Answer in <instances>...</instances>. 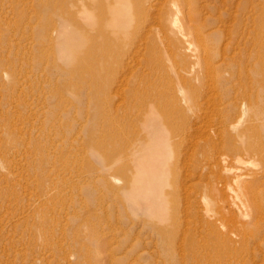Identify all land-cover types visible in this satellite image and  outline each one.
Instances as JSON below:
<instances>
[{
  "label": "rangeland",
  "instance_id": "obj_1",
  "mask_svg": "<svg viewBox=\"0 0 264 264\" xmlns=\"http://www.w3.org/2000/svg\"><path fill=\"white\" fill-rule=\"evenodd\" d=\"M50 1L52 2V0H0V128L2 129V130L0 129V191H1L0 195L2 196V197L0 196L1 198L0 199V204H1L0 205V264H71V263L72 264H102V263L103 264H166L167 261L164 260L165 253L162 250H159L160 252L158 251L159 249L157 248L158 240L156 239L155 236H151V233L148 230L146 231L147 229L146 226L148 225L147 223L150 222L151 219H153V223L157 224L159 227H162L164 223L163 222L164 215L169 213V210H171L172 212L173 210H177L179 208L178 209L179 215H177V220H178L177 223H179L180 230H182L185 227H187L189 223L193 221L196 222L197 219L199 220V217L203 214L201 211L202 210L205 211V209L203 208L204 206L202 205L203 200L201 198V195L205 193L204 183H206L207 181L212 182L213 176L212 173H208L210 172L209 168L201 167L202 159L200 157H201L202 148L205 146L204 148L207 149L211 148L212 149L211 151L214 150L215 154L217 153L221 154L230 151L231 149L230 147H232L230 137L229 140L227 137V140L225 141L227 134L226 132H223V135L221 134L219 136L217 135L216 131L213 132L215 139L221 136V138L216 139L218 140L217 141L218 143L220 142L218 144L215 140H213L214 139L212 138L213 133L210 134L209 130H211L210 129L211 127L212 128L215 127L218 129L219 128L218 126H220L221 124L219 123L220 124L219 125L217 122H219L220 120L226 121L227 117H225V115L227 116L233 113L235 115L239 111L240 114L238 113L237 114L238 116H244L245 119L248 118L247 116H245L248 113L244 114L243 112L244 106L241 104L244 103L246 100L244 97L240 96L239 93H236V95H234L235 96L234 99L230 98L227 101V103L224 102L226 101L222 97L224 93L226 94V97L227 95H229V93H230L229 96H231V93L233 95L232 88H234L235 90H239V89L242 90L243 87L241 86L239 88L240 81L235 80L237 82L233 81V83L229 82L226 84L227 88L233 85V87H231V90H229L230 88H228L227 90L229 91H227L226 88H224L225 85L222 86L224 81L222 82L221 80L216 79V78L220 79L222 77L221 75H223L225 71H229V69H225L224 64H220L222 57L224 56L222 53H225V51H227L228 57H233V61H239V60L242 61L243 59V62L245 64V58L247 57L245 55H247V49L245 51V49L243 48L244 45L242 43L244 42L242 41L249 36H251L250 39L257 38V40H260L259 38H262L261 32H264V8H263L264 0H191V1L186 0L188 2L190 1L189 4L185 0L183 1L177 0L178 2L176 3L177 4L179 3V5L181 6L180 8L184 7L183 9L180 10L182 13L179 12L177 13L178 15L176 13L174 14L175 6L172 4L174 2L173 0H172L173 2H171V0L170 2L168 1L166 2L165 0L162 1L158 0L157 2L153 1L155 5L157 4V6L154 5L155 7L154 6L149 7L145 2V4L142 5L143 8H146V13L148 12V17H147L148 19H146L144 25L142 24L141 26H137V24L134 23L135 21L134 20L132 23H130V26L128 28L129 30L128 32H130V40L131 38H133L130 41L131 42L130 45H127L126 47L128 52L130 48H132L130 52L127 53L126 57H124L125 59L123 57L121 58L120 64H118V60H117L118 58L116 59L117 61L115 60L116 58L115 55L113 56L112 59H110L109 57L106 58L105 65L108 68L107 73L110 78L108 81L109 82L111 81V84L113 85H111V88L108 89L109 90L108 91L107 86L108 84H110L108 82V84L105 85L103 88L104 89L102 92L103 94L96 93V90L99 88L96 86L94 91H92V87L90 84L91 81L88 74V67L90 60L89 58L87 59L86 57L84 58V60L82 59L83 57L82 51L89 50V47L92 46L94 42L97 43L95 45L96 47L101 44L103 45V41L106 42L107 46H109V44L113 45L114 40H116L119 37V34H121V31H123L121 23L123 24L126 19L123 15V9L125 8L124 7L125 5L121 4L118 10L113 11L112 13L109 11H105L103 14L99 15L98 12H93V10L91 9H90L91 12L88 11L89 9L87 10V8H85V4L83 6L85 0H73L72 2L66 3L65 6L67 7L64 14L59 12L57 9L55 10L52 4H50L51 3ZM56 1L57 0H53L52 3H55ZM124 1H127L129 4L131 3V0H123L122 3H125ZM105 3L114 4V0H105ZM162 4L164 6H162ZM166 5H168L169 8ZM186 7L187 8L189 7L188 8L189 11H187L188 9ZM167 9L172 10V12L170 13V10ZM158 10L159 11L161 10L160 11L161 13L163 12V10L169 12L167 15L162 17L161 13H159ZM189 12H191L190 13L191 16L188 15ZM94 13H95V17L93 16ZM132 13H134V10H132ZM209 14H213V16H211L213 18L217 17L218 15H220L221 17L220 21L219 19L217 22L213 20L211 21L212 27H214V29H218L217 33L219 36V41H216L215 44L217 45L214 46L217 54L213 57V59H215V62L214 61L213 62L217 66L215 69L217 72L215 70L211 71V68L209 67L206 68L207 65L206 62L208 61L209 58H211L209 56L210 54L208 53L210 52V47L212 46L211 44H209L210 46L208 45L209 42H208V38H206L207 36L204 38L201 37V36H205L204 34L207 35V33L211 31V30H205V28L201 29L202 27H204L201 24V20L204 18V16H208ZM182 15L183 17H181ZM69 16L71 17L69 18ZM172 18H177L176 26L172 25V21L174 20ZM191 18L193 21H191ZM91 19H94L95 22L91 23ZM105 19H109V20H105ZM155 19L159 20V24L158 22H156ZM100 21L103 22L104 25L102 26L104 27V29H101L100 28L101 26L98 25L100 24ZM185 21L186 22L189 21V23H187L188 25L185 24L186 23ZM260 22H262L260 24L261 30L258 32L259 29L258 24ZM161 23L164 25H161ZM179 23L181 24L182 29H184L185 31L184 30L182 31ZM113 25L115 26L114 29L113 27L111 28V26ZM164 26L166 27L163 28L164 29L163 30L162 27ZM175 27H177L178 29ZM253 28H256L255 29L257 33L256 36H254ZM102 30H103V34L98 35L102 33ZM132 30H134V32ZM157 30H161V31L163 30L161 33L162 34L166 33L167 38H169L167 40L171 39L172 41L171 40L166 41L165 39L166 36L162 35L161 33L158 34V32L160 31ZM176 31L179 34H177ZM200 31H201V35L199 33ZM250 31L251 34L248 33ZM96 32L97 35L95 34ZM93 34H95L96 36L94 37ZM134 34L136 36H134ZM159 35L162 37H160ZM69 36L71 37V39H73L71 43L67 42ZM145 37L147 39L150 38L151 41L153 40L152 41L153 43L149 41L150 39L147 40ZM183 37L186 41L182 40ZM205 38L207 41H205ZM237 38L240 39L239 42L241 43L237 42L238 40ZM110 39H112L113 41ZM143 41L145 42V44ZM146 42L149 43L148 45L151 46L155 45L154 46L155 48L151 46H149L150 47L149 48L146 45L147 44ZM76 43L80 44L78 48L75 47ZM204 43L207 44V46ZM156 44H158V46ZM186 45L189 46L187 47ZM235 47H237L238 49ZM156 48H158L161 54L158 53V50ZM165 48L167 51H165ZM172 48L176 50L174 51ZM109 49H110L109 50L110 51L109 55H110L111 53H113L111 52V50L113 51V49L112 48ZM203 49L207 53H205ZM133 50L134 53L132 52ZM171 50H173L174 52ZM155 51L157 53H154ZM167 52L168 53L173 52V53H171L172 55H170L167 54ZM100 55L101 53L99 54V56L96 57L98 63H100L99 60H101ZM206 55H208L209 58H206L205 57ZM168 56H171L170 58L172 60H169L170 58ZM182 59L184 62L183 61L181 62ZM173 60H174V66H173ZM201 61L203 64H201ZM37 63L41 65H38ZM80 63L85 64L84 66H82L81 69H79ZM248 64L250 63L248 62ZM181 65L184 66L183 71H185L186 73L182 71L180 75H184V77L187 76V79H189L190 77L194 78V75L198 74V78H196V80L197 79L198 80L197 81L193 80V81L195 83H201L202 77L204 76L205 78L203 79L206 80V82L203 81L204 84L202 83L201 86L204 90L202 91V88L200 90V92H203L200 93L198 97L200 104L199 102H197L196 104L197 106L195 105L198 108L192 106V109L194 108L193 111L192 109L189 108H185V111L184 109H182L184 111L182 112V114L187 117V120L190 123L192 122L191 124L193 126H191V128L193 127L192 129L194 133L192 132V135H189L186 138H184L185 140L182 139L183 140L182 145H180L178 149H174V151L172 152V154H174L175 156L177 154V156L179 155L178 157L181 158V160H179L178 158V160L180 161L178 162V168H179L178 179L180 180L179 182L181 184L180 196H179L180 198L177 202L178 206L176 205V203L173 202L169 203V195L166 193V190L168 191V189L165 186V184L164 187L161 188V191L159 190V193H157L154 190L153 193L155 195L158 194V196L155 197L151 202L147 200V197L152 194L146 188V190L143 192L142 195L143 198L142 209H143L144 217L143 218L137 217L136 205H135L136 203L135 196H137V189L135 186H131L132 183L129 184V181L133 179V177L135 176L136 174L135 171L137 170V164H138L137 153L135 152V145H136V136H137L136 134L138 132L137 130L141 126L140 125L141 120L139 118L140 117L139 115L144 114V111L145 109H147V106L149 105L151 98H153L154 96L156 97V95L154 94L157 92L156 94L160 96L162 94L161 92L164 89H165L164 90L165 94L163 92L164 95L162 94V96L160 97L161 100H163L164 103L166 101V103H168L169 105L171 104L170 106H173V107L168 106L167 108H165L166 111L168 109L169 112L173 111L174 106H176V108L180 107L179 104L177 103L176 105L175 103L173 104L172 95H174V93L171 91L172 89H170V87L171 85L175 87L176 85H178V78L176 76V73L174 74V72H176V69H178V67H180ZM41 67L42 69H40ZM161 69L165 70V72L162 71ZM116 70L117 72H115ZM113 71L115 72L114 75L116 77L111 75L114 73ZM31 73L33 74V76ZM99 73H97L96 77L94 78L96 81L98 80L100 81V79H104V76L105 77L107 76L103 74V71L101 72V70L99 71ZM38 74L39 76H37ZM142 74H144L145 78ZM209 74L210 76L208 77ZM211 76L213 77V79ZM35 78L39 82L45 81L43 82V87H42L43 90L41 88L31 89L29 83L30 82L33 83L32 80L34 81V83H36L37 81ZM171 78L173 79L174 83ZM45 79L47 81L49 80L50 83L49 81L48 83L54 86L53 92H51L52 94L48 92L49 89L47 86H45L47 85L46 83L47 81ZM113 79H115V81ZM139 79L142 81H140ZM26 80L29 82H27ZM152 80L154 81V83ZM155 80L156 81L158 80L157 81L158 83L160 81L162 83V81L164 80L163 84L168 83L167 87L165 85L162 86L161 83L157 85L158 83ZM146 81H150V82L148 83ZM209 81L211 82L209 83ZM214 81H218L217 84L214 86L217 88H214L212 86L215 84ZM140 82H142V84ZM143 82H146L147 84L144 83L143 85ZM155 82L157 84H155ZM243 82L245 83L246 81L243 80ZM136 83L137 86H135ZM205 83L209 85V86L207 85L208 88L206 87ZM149 84L152 86H150ZM88 85L90 88L88 87ZM145 85L146 86L149 85V86H147V88H144L145 89L144 91L143 86L146 87ZM133 86H135L139 90L142 87L141 91L138 93L139 90ZM148 87L151 90L153 89V87L154 89L151 91ZM211 88L213 89V91ZM216 89L219 92H217ZM33 90L36 93L35 95L33 94L34 92H32ZM44 90L48 93H46ZM208 90L210 91V93ZM255 90L256 89H254V87H250V88L248 87V91L251 94L253 93L252 95L250 94V97L252 98L256 94L257 98L259 99V100L257 99L258 105H255V107L253 106L252 108L251 107L250 108L251 109L254 108L255 110L258 111L262 110L259 113L264 114V100L262 99L264 93H261L264 91L263 90L255 91ZM107 91L109 94L107 93ZM142 91L143 93H141ZM211 91L213 93H211ZM150 92L154 94L150 95ZM104 93H107L108 97L107 94ZM134 93L136 94L133 95ZM144 93L146 94L144 95ZM206 93H208L207 94L208 96L206 95ZM53 94H55V96ZM100 94L103 98L100 97ZM110 95L113 98H111ZM148 95H150L151 97H149ZM41 96L42 98L44 99L46 98V99L43 100L42 98H40ZM136 96L137 98L139 96L141 98L143 97L142 99L140 97L138 98L139 100L141 99L140 101L137 99L139 103L138 101L134 100L136 99ZM165 96L167 99L165 98ZM206 96L208 97L207 100L205 98ZM104 98L106 99L108 98L107 99L109 103L108 106L106 102H104ZM202 98L205 99L207 102L208 100L210 102H208L207 104L206 101H204ZM49 99L52 101H50ZM40 100L43 101L41 102ZM202 100L204 103L202 102ZM32 101L34 102V104ZM38 102H41L42 104ZM114 102L117 104L116 105L113 104ZM132 102L133 104H131ZM140 102L141 103L144 102L146 104L143 103L142 105ZM230 102L232 103V107L236 106L237 111L232 112V109L234 110V108L230 106L231 112L229 113L230 110L227 107H229ZM51 103L52 106H50ZM100 103L102 107L104 106L106 108L108 107L107 109L104 107L103 110L104 111L108 110V112H111L109 114L113 115V117H116L120 114L119 118L123 116L125 118V119L121 118V120L123 121H120V119H116L117 121H114L116 123L115 125L117 124H119V126L122 125L119 128H122L125 125V127L122 128L123 132L121 131V133H119L120 135L118 136V139L116 138L117 142L113 146H111L112 148H114V152H113L114 156L112 158H107L102 160L99 159L102 149L98 148V146L96 145L99 144V142L100 143L102 142V140L100 139H103L105 141L104 138H106L107 140L109 134L106 135V133H110L111 130H113L112 128L114 127L112 126L111 123L112 120H109L110 118L107 120L105 119L107 121V123L105 124L108 126L104 124V122L106 121H103V118L100 119L97 118L98 121L96 120V117L98 116V114L101 113L102 110ZM102 103L104 105H102ZM119 103L120 104L124 103V104L120 105ZM135 103L137 105H134ZM29 105L31 108L29 107ZM45 105L46 108L48 109L46 108L44 109ZM110 105L112 108L110 107ZM120 106L125 110H123L122 108L120 109ZM241 106L243 108H241ZM131 107L134 108L132 109ZM50 108L52 110H50ZM195 108L197 110L196 111L197 113L194 115ZM238 108L239 109L241 108L243 110L241 111V109L239 110ZM42 109H44L43 111L46 112L45 114L42 111ZM201 109L204 110L205 112L204 111L201 112L202 111ZM224 109L226 110V112ZM53 110H55L56 112ZM126 110L128 111L134 110L135 112L134 111L133 112L136 113V115H133L134 113L127 112ZM30 111L31 112L34 111L36 113L33 112L32 113L33 115H31ZM121 111L125 115L123 114L121 116ZM206 111H208L207 112L208 117L207 119H204V116L202 115L204 114L206 117L207 116L205 114ZM54 112L56 116L54 115ZM52 113L55 118H52L53 117ZM102 114H104L103 111ZM114 114L116 115L114 116ZM34 116L37 118H35ZM46 116L48 118H46ZM188 116L191 117L192 119H190ZM26 117H28L29 120ZM217 117L218 119L219 117L221 119L218 120ZM41 118L44 120L46 118L45 122H43ZM133 119L136 125L134 124V122H132ZM100 120L101 122L103 121L101 123L102 126L100 124ZM125 120H127V123L125 122ZM129 120L130 121L132 120L131 121L132 123L128 122ZM36 121L37 122L39 121V123H37ZM51 121L52 123H50ZM97 122L99 123L98 124L99 130L97 129ZM246 122L250 123L249 121ZM246 122H244L243 124H246ZM4 123H6V125ZM48 123L53 125L51 130L48 127L49 125ZM92 123L94 126L92 125ZM41 125L42 126L47 125V126L42 127ZM208 125L209 126L212 125V126L209 127ZM136 126L138 127L137 129ZM93 127L96 128L94 129ZM109 127H111L110 132L109 131L106 132V130H109ZM128 127L130 129H128ZM44 128L46 129V131L47 129H49L48 130L49 132L47 131L48 134L47 132L42 130ZM92 129L93 131L95 130L96 133L90 131ZM37 130H39V132ZM97 131H99V133H97ZM88 132L89 135L87 134ZM91 132H93V134L95 133L94 134L95 137L91 134ZM100 132H102L103 135ZM28 133L30 135H28L29 137L28 136L26 137ZM39 134L42 135L38 136ZM35 135H37L39 138L37 136L35 137ZM100 135H102L103 137ZM126 136L128 137V139ZM34 139H38V140L51 139V142L50 140H47V142H49L50 144L49 147H51L50 149L48 148L49 150H47V153L49 154V156L51 154L52 155L50 156L51 157L49 160L50 163L47 164L48 166H46V168L43 164L38 163L37 159L39 157V153L36 146L38 140L34 141ZM245 140L248 142V137H246ZM262 140L264 142V137ZM122 141H124L125 143ZM223 141L224 143L225 142L226 143L224 144ZM236 143H238L236 144L238 146L240 141L236 140ZM122 144L123 146L126 145L127 147L123 152H121ZM223 144L224 146L226 145V147H224ZM217 147L218 149L216 150ZM95 148H97V150ZM225 148L227 149L225 150ZM157 149H160L158 145H155L150 148H146L143 151L144 152L143 160L146 161L150 153L157 152L154 151ZM33 151L35 154L36 153L38 154L33 155L32 153ZM178 151L179 153H177ZM242 154H244L242 156L243 159L244 160L247 159L245 161L248 172H256L257 169L255 166H253V164L259 163L258 158L253 155L251 156V154L249 153L247 154L246 151H244ZM53 155L58 157V160L54 166L51 163ZM28 156H30L32 159L28 158ZM113 161L116 164L115 166ZM197 161H199L201 164ZM248 161L249 164H251V166L248 165ZM18 163L19 165H17ZM66 163L67 165H69L71 171V172L66 171V173L68 174L65 173ZM102 163H103V167H102ZM119 164L123 165L122 166L124 168L123 171L125 172L124 174H126L127 177L123 175L122 173L123 171H121L122 167L119 169L116 168V166H119ZM159 166H160V162L156 164L155 168L147 169L144 174V179L146 180V179L155 178L157 173H161L159 172L160 171ZM49 167H51L52 169ZM10 170L13 173V175L10 172ZM24 173L26 174L25 176L22 175ZM41 173L43 174L45 173V178ZM38 174L40 176H37ZM23 176L25 179L23 178ZM33 177L34 179H32ZM48 178L50 180H48ZM252 180L250 181L252 182ZM52 181L54 183H52ZM17 183L23 184V186L22 185L16 186ZM221 183L224 184V182H218L217 186L222 189ZM32 185L33 186L36 185L37 187L36 186L33 187ZM47 187H48L47 189L48 191H46ZM30 190L33 193L30 192ZM42 190L45 192H42ZM49 192L51 194H48ZM48 195L51 196V199L48 198L45 202L46 196ZM36 197L40 199L38 200ZM227 201H229L230 204L229 198H227ZM148 204H150V206ZM231 208L233 209V211H235L232 205ZM106 209L108 211H105ZM209 209H210V213H213V217L208 220L214 221L217 225L219 224L218 226L221 227L220 224L221 221L219 220L218 222V220H215L216 218L215 216H217L216 207L209 203ZM108 213L110 214V216H108ZM203 219L206 218L203 217ZM186 220L188 223L187 225L185 223ZM238 220L245 221L242 218H238ZM95 230H98V233H96ZM205 233L208 235V231L207 232L205 231ZM174 245L176 247L175 248L176 255L174 258H176L175 260L177 261V263L175 262L174 264H182L183 260L189 261L190 260L189 258L184 257L185 251L187 253L188 250V248L186 250V245L185 244H183V246L181 245V247H183L181 249L180 239H178ZM206 252L208 253L207 256L213 255L212 250L207 249ZM259 255L260 254H257V256L256 254L253 255L255 264L257 263L261 264L259 260L261 255L260 256ZM211 256L209 257V259L211 258ZM91 257L92 259L95 258L93 259L92 262L89 261ZM219 257L222 260L224 259L223 254L221 255L219 254ZM191 263H197V262L191 261Z\"/></svg>",
  "mask_w": 264,
  "mask_h": 264
},
{
  "label": "bare ground",
  "instance_id": "obj_2",
  "mask_svg": "<svg viewBox=\"0 0 264 264\" xmlns=\"http://www.w3.org/2000/svg\"><path fill=\"white\" fill-rule=\"evenodd\" d=\"M73 0H69V1H67V0H57L55 3H52L53 2V0H52V2L50 3V4H52V6L55 8V10L57 9L59 12H61V13H64L65 14V11H66V7L67 6H65L66 5V3H69V2H72ZM153 1H155V2H157L158 0H145V1H142V0H131V3L129 4L127 1H124L125 3H122L123 2V0H114V4H108V3H105V0H85V2L83 3V6H84V4H85V8H87V10L88 11H90V9L91 10H93V12H98L99 13V15H101V14H103L105 11H109V12H113V11H116V10H118V8H119V6H121V4H123V5H125L124 7V9H123V15H124V17L126 18L125 19V21H124V23L122 24L121 23V25H122V28H123V31H121V34H119V37L116 39V40H114V42H113V45L111 44H109V46H107L106 45V42H104L103 41V45H104V47H103V45L101 44V45H99V46H95L97 43H95L94 42V44L92 45V46H90L89 47V50H84V51H82V55H83V57H82V59L84 60V58L86 57L87 59L89 58V67H88V74H89V77H90V81H91V87H92V91H94V89H95V86L96 87H99L97 90H96V93L98 94V93H101V94H103L102 92H103V88H104V86L105 85H107L108 84V80L110 79L109 78V75H108V73H107V71H108V68L106 67V58L107 57H109L110 59H112L113 58V56L115 55V60L117 59L118 60V64H120V61H121V58L123 57H126V55H127V53H129L130 52V50L132 49V48H130V50H129V52H128V50H127V45H130V41L133 39V38H131V40H130V32H128L129 30H128V28H129V26H130V23H132L134 20V23H136L137 24V26H141L142 24L144 25V22L146 21V19H148L147 17H148V12L146 13V8H143V5L142 4H145V2H146V4L149 6V7H151V6H154L155 5V3H153ZM160 1H162V0H160ZM166 2L168 1V2H170V0H165ZM174 1V2H173ZM171 0V2H173L172 4L175 6V9H174V14L176 13H179V12H181L180 10L181 9H183V8H180L181 6L179 5V3L177 4L176 2H178V1H183V0ZM186 1V0H185ZM191 1V0H190ZM190 1L188 2V1H186L188 4L190 3ZM45 4V3H44ZM161 4V3H160ZM170 4V3H169ZM204 4V3H203ZM128 5V6H127ZM185 5V4H184ZM183 5V6H184ZM127 6V7H126ZM155 6H157V4L155 5ZM154 6V7H155ZM162 6H164L163 4H162ZM166 6H168V5H166ZM172 6V5H171ZM190 6V5H189ZM192 6V5H191ZM145 7V6H144ZM193 7V6H192ZM126 8H127V10H126ZM161 8V7H160ZM165 8V7H164ZM168 8H169V6H168ZM187 8V7H186ZM189 8V7H188ZM187 8V9H188ZM264 8V7H263ZM53 9V8H52ZM157 9V8H156ZM86 10V9H85ZM132 10H134V13H132ZM149 10V9H148ZM167 10H170V9H167ZM159 11V10H158ZM161 11V10H160ZM159 11V13H161ZM187 11H189V9L187 10ZM91 12V11H90ZM169 12V11H168ZM168 12L167 11H164L163 10V12L161 13V15H162V17H164L165 15H167L168 14ZM172 12V10H170V13ZM184 12V11H183ZM207 12V11H206ZM234 12V11H233ZM72 13V12H71ZM182 13V12H181ZM190 13L191 12H189V16H191L190 15ZM74 14V13H73ZM134 14V15H133ZM173 14V13H172ZM185 14V13H184ZM160 15V14H159ZM160 15V16H161ZM178 15V14H177ZM181 15V14H180ZM94 17H95V13H94V15H93ZM92 16V17H93ZM211 16H213V14H209L208 16H204V18L201 20V24L204 26V27H202L201 29H203V28H205V30H211V31H209L208 33H207V35L206 34H204L205 36H201V37H206V38H208V45L209 44H211V46L212 47H210V52L208 53V54H210L209 56L211 57V58H209V56L208 55H206L205 57L206 58H209L208 59V61H211V62H206L207 63V65H206V68L207 67H209V68H211V71H213V70H215L216 69V65L214 64V62H215V59H213V57L217 54V52H216V49H215V45H217V44H215L216 43V41H219V36H218V29H214V27H212V23H211V21L213 20V21H215V22H217L218 21V19H219V21L221 20L220 18V15H218L217 17H211ZM71 16H69V18H70ZM173 17V16H172ZM181 17H183V15L181 16ZM154 18V17H153ZM156 18V17H155ZM161 18V17H160ZM186 18V17H185ZM97 19V18H96ZM162 19V18H161ZM172 19H174L173 21H172V25L173 26H176V19L177 18H172ZM86 20V19H85ZM101 20V19H100ZM105 20H109V19H105ZM156 20V19H155ZM185 20H187V19H185ZM191 21H193L192 20V18H191ZM95 22V20L94 19H91V23H94ZM156 22H158V24H159V20L157 19L156 20ZM161 22H162V20H161ZM186 22V21H185ZM97 23V22H96ZM111 23V22H110ZM163 23H164V21H163ZM187 23H189V21L188 22H186L185 24L186 25H188ZM262 22H260L259 24H258V32L261 30V24ZM178 24V23H177ZM180 24V23H179ZM93 25H95V24H93ZM98 25H100L101 27V29H104V27L102 26V25H104L103 24V22L102 21H100V24H98ZM97 25V26H98ZM118 25V24H117ZM135 25V24H134ZM161 25H164V24H162L161 23ZM214 25V24H213ZM253 25H254V23H253ZM257 25V24H256ZM178 26V25H177ZM180 26H181V24H180ZM179 26V27H180ZM211 26V27H210ZM244 26V25H243ZM113 27V29L115 28V26L113 25V26H111V28ZM158 27V26H157ZM166 26H164V27H162V29L163 28H165ZM195 27V26H194ZM136 28V27H135ZM140 28V27H139ZM142 28V27H141ZM150 28H152V27H150ZM159 28V27H158ZM157 28V29H158ZM161 28V27H160ZM174 28V27H173ZM175 28H177V27H175ZM189 28V27H188ZM243 28V27H242ZM241 28V29H242ZM145 29V28H144ZM178 29V28H177ZM176 29V30H177ZM181 29H182V26H181ZM195 29V28H194ZM198 29V28H197ZM240 29V28H239ZM245 29V28H244ZM250 29H252V28H250ZM255 29L256 28H253V33H254V36H256V31H255ZM142 30V29H141ZM164 30V29H163ZM162 30V31H163ZM184 29H182V31H183ZM193 30V29H192ZM191 30V31H192ZM204 30V31H205ZM243 30V29H242ZM241 30V31H242ZM133 32H134V30H132ZM149 31H150V29H149ZM152 31V30H151ZM154 31V30H153ZM157 31H160V32H158V34L159 33H161L162 31L161 30H157ZM185 31V30H184ZM240 31V30H239ZM238 31V32H239ZM248 31V30H247ZM138 32V31H137ZM177 32V31H176ZM188 32H189V30H188ZM194 32H196V31H194ZM99 33V32H98ZM150 33V32H149ZM193 33V32H192ZM200 33V35H201V31L199 32ZM242 33V32H241ZM248 33H250L251 34V31L250 32H248ZM96 35H97V32L95 33ZM95 34H93V36L95 37L96 35ZM103 34V30H102V33L101 34H98V35H102ZM140 34V33H139ZM162 34V33H161ZM177 34H179L178 32H177ZM194 34V33H193ZM197 34V33H196ZM133 35V34H132ZM131 35V36H132ZM138 35V34H137ZM162 35H165L166 36V33L165 34H162ZM183 35V34H182ZM186 35V34H185ZM104 36V35H103ZM134 36H136L135 34H134ZM133 36V37H134ZM142 36H144V35H142ZM160 36V35H159ZM158 36V37H159ZM180 36V35H179ZM188 36V35H187ZM191 36V35H190ZM223 36V35H222ZM234 36H235V34H234ZM261 36H262V38H259L260 40H257V38H251L250 39V37L251 36H249V37H246L245 38V40H243L242 42H244V43H242L243 45H244V49H245V51H246V49H247V55H245V56H247L246 58H245V64H244V62H243V59H242V61L241 60H239V61H233V57H228V52L227 51H225V53H222L223 55V57H222V60H221V63L220 64H224V67H225V69H229V71H225V73H223V75H221L220 77V79L219 78H216L217 80H221L222 82L224 81V83H223V85L222 86H224L225 85V87L224 88H226V90L228 89V88H230L229 90H231V87H233V85H231V87H226L227 85V83H229V82H232L233 83V81H235V80H239L240 82H239V88L242 86L243 87V89L242 90H235L234 88H232L233 89V95H232V93H231V96H229L230 95V93H229V95H227V97H226V94L224 93V95H222V97H223V99H225L226 101H224L225 103H227V101L230 99V98H235V96L234 95H236V93H239V95L240 96H242V97H244L245 98V102L244 103H241L243 106H244V114L245 113H248L247 115H245V116H247L248 118H244V116H238L237 114L239 113V111H238V113L237 114H235L234 115V113L233 114H229V115H225V117H227V119H226V121L224 120H220L219 122H217L220 126H218L219 128L217 129V128H215L214 127V125H213V127L215 128H212L211 126L212 125H208L209 127H211L210 129L211 130H209L210 131V134L211 133H213L214 131H216L217 132V135L219 136V135H223V132H226L225 134H226V139H225V141L227 140V137H228V140H229V137H230V139H231V146L232 147H230L231 149H230V151H228V152H225V153H217V154H215L214 153V150L213 151H211L212 149L211 148H204V150H203V148H202V151H201V159H202V164L199 162V161H197V162H199L200 164H201V167L203 168V167H205V168H209L210 170V172H208V173H212V176H213V181L211 182V181H207L206 183H204L205 185H204V191H205V193H203L202 195H201V198H202V200H203V208L205 209V211H201L203 214V216L201 215V214H199V215H201L200 217H201V219H200V217H199V220L197 219L196 220V222L195 221H193V222H191V223H189V225L187 226V227H185V226H183V227H185L184 229H182V230H180V227H179V223H177L178 222V220H177V215H179L178 214V209L177 210H173L172 212H171V210H169V213H167V214H165V213H163V214H165L164 215V217H163V225H162V227H159L157 224H155V223H153V219H151L150 220V222H148L147 224V229H146V231L148 230L150 233H151V236H155L156 237V239L158 240V245H157V248H159L158 249V251L159 250H162L165 254H164V260H166L167 262H166V264H174L175 262L177 263V261L175 260L176 258H174L175 257V255H176V253H175V243L177 242V240L178 239H180V247H181V245L183 246V244H185L186 245V250H187V248H188V250H187V253H186V251H185V256L184 257H186V258H189L190 260L189 261H186V260H183V263L182 264H255V260H254V257H253V255H255L256 254V256H257V254H260L259 256H260V262H261V264H264V142H263V137H264V114H261V113H259L260 111H262V110H260V111H258V110H255L254 108L253 109H251L253 106L255 107V105H258L257 103H258V98H257V96H256V94H255V96H256V98H255V96L254 97H250V92L248 91V87L250 88V87H254V89H256V90H259V91H264V32H261ZM148 37V36H147ZM160 37H162V36H160ZM159 37V38H160ZM193 37V36H192ZM239 37V36H238ZM253 37V36H252ZM101 38H103V37H101ZM146 38V37H145ZM153 38V37H152ZM188 38V37H187ZM194 38V37H193ZM200 38V37H199ZM206 38H205V41H207L206 40ZM232 38V37H231ZM147 39V38H146ZM150 38H148L147 40H149ZM161 39V38H160ZM165 39H166V41H170V40H167V39H169V38H167V36L165 37ZM238 40H237V42H239V38H237ZM72 40L73 39H71V37L69 36V39L67 40V42L68 43H71L72 42ZM95 40V39H94ZM110 40H112V39H110ZM138 40V39H137ZM182 40H184V41H186L185 39H184V37L182 38ZM198 40V39H197ZM236 40V39H235ZM113 41V40H112ZM139 41V40H138ZM149 41H151V39L149 40ZM153 41V40H152ZM151 41V42H152ZM156 41V40H155ZM172 41V40H171ZM204 41V40H203ZM144 42V41H143ZM163 42H165V41H163ZM200 42V41H199ZM237 42H235V43H237ZM147 43V42H146ZM153 43V42H152ZM151 43V44H152ZM157 43V42H156ZM167 43V42H166ZM171 43V42H170ZM185 43H187V42H185ZM202 43V42H201ZM239 43H241V42H239ZM238 43V44H239ZM134 44V43H133ZM133 44H131V45H133ZM144 44H145V42H144ZM149 43H147L146 45L149 47V46H151V45H148ZM162 44V43H161ZM190 44V43H189ZM205 44V43H204ZM241 44V45H242ZM153 45V44H152ZM157 46H158V44H156ZM206 46H207V44H205ZM242 45V46H243ZM80 46V44H75V47L76 48H78ZM139 46H141V45H139ZM155 46V45H154ZM154 46H151V47H153V48H155ZM168 46V45H167ZM174 46H175V44H174ZM185 46V45H184ZM187 46V45H186ZM189 46V45H188ZM187 46V47H188ZM191 46V45H190ZM210 46V45H209ZM235 46V45H234ZM82 47V46H81ZM128 47H130V46H128ZM163 47H164V45H163ZM166 47V46H165ZM202 47H204V46H202ZM201 47V48H202ZM109 48H112L113 49V51L111 50V52H113V53H111L110 55H109ZM140 48V47H139ZM150 48V47H149ZM168 48V47H167ZM206 48V47H205ZM204 48V49H205ZM235 48H237V47H235ZM70 49V48H69ZM146 49H147V47H146ZM152 49V48H151ZM157 50H158V48H156ZM155 49V50H156ZM170 49V48H169ZM173 49V48H172ZM181 49V48H180ZM188 49V48H187ZM186 49V50H187ZM195 49V48H194ZM203 49V50H204ZM220 49V48H219ZM238 49V48H237ZM237 49H236V51H237ZM137 50H139V49H137ZM174 51L176 50V49H173ZM173 50H171V51H173ZM199 50V49H198ZM200 50H202V49H200ZM165 51H167L166 50V48H165ZM173 51V52H174ZM193 51V50H192ZM205 51V50H204ZM204 51H203V53H204ZM219 51V50H218ZM240 51V50H239ZM239 51H238V53H239ZM133 53H134V50L132 51ZM173 52H171V53H173ZM101 53V57H100V59L101 60H99L100 61V63H98V61L96 60V57L97 56H99V54ZM154 53H157L156 51L154 52ZM158 53H160L161 54V52H159V50H158ZM170 52L168 53L167 52V54H170V55H172ZM196 53V52H195ZM199 53V52H198ZM197 53V54H198ZM205 53H207L206 51H205ZM242 53V52H241ZM176 54V53H175ZM202 54V53H201ZM231 54V53H230ZM234 54V53H233ZM243 54H244V52H243ZM81 56V55H80ZM160 56V55H159ZM191 56V55H190ZM192 56H194V55H192ZM204 56V55H203ZM244 56V57H245ZM169 58L171 57V56H168ZM173 57V56H172ZM198 57H199V55H198ZM221 57V56H220ZM205 58V59H206ZM94 59V60H93ZM98 59V58H97ZM125 59V58H124ZM160 59H161V57H160ZM160 59H159V61H160ZM201 59V58H200ZM199 59V60H200ZM204 59V58H203ZM202 59V60H203ZM237 59V58H236ZM82 60V61H83ZM91 60H92V62H91ZM116 60V61H117ZM169 60H172L171 58L169 59ZM175 60V59H174ZM174 60H173V66H174ZM158 61V62H159ZM183 61V59L181 60V62ZM206 61V60H205ZM214 61V62H213ZM108 62H109V60H108ZM107 62V63H108ZM180 62V63H181ZM184 62V61H183ZM248 62L250 63V64H248ZM160 63V62H159ZM158 63V64H159ZM176 63H177V61H176ZM175 63V64H176ZM205 63V62H204ZM247 63V64H246ZM38 64V63H37ZM36 64V65H37ZM155 64V63H154ZM182 64V63H181ZM200 64V63H199ZM201 64H203L202 63V61H201ZM38 65H41V64H38ZM85 64H83V63H80V66H79V69H81L82 68V66H84ZM177 65V64H176ZM180 65V64H179ZM178 65V66H179ZM219 65V64H218ZM203 66V65H202ZM162 67V66H161ZM205 67V66H204ZM21 68V67H20ZM30 68V67H29ZM53 68V67H52ZM176 68V67H175ZM202 68V67H201ZM208 68V69H209ZM222 68V67H221ZM40 69H42V67L40 68ZM162 69H164V68H162ZM161 69V70H162ZM183 69H184V66L183 65H181L180 67H178V69H176V72H174V74L176 73V76H177V78H178V85H176V87L175 86H173V85H171V87H170V89H172L171 91L174 93V95H172L173 96V104L175 103V105H176V103L177 104H179V106L180 107H178V108H176V106H174V113H173V111H170L169 112V109L166 111V109L165 108H167L168 106L169 107H173V106H170L168 103H166V101H165V103L163 102V100H161V96H162V94H163V92H164V90L161 92L162 94L160 95V96H158L156 93H155V91H156V89H158V88H156L155 89V91H154V95H156V97L154 96L153 98H151V100H150V103H149V105L147 106V109H145V111H144V114H141V115H139L140 117V120H141V126H140V128L137 130L138 132H137V136H136V145H135V152L137 153V158H138V164H137V170L135 171V176L133 177V179H131L130 181H132V182H130L129 181V178H128V181H129V184H131V186H135L136 187V189H137V196H135V199H136V203H135V205H136V216L137 217H141V218H143L144 217V214H143V209H142V207H143V205H142V202H143V198H142V195H143V192L146 190V188L151 192V194L153 195H149L148 197H147V200L149 201V202H151L155 197H157L158 196V194L157 195H155L153 192H154V190L157 192V193H159V190L161 191V188H163L164 187V184H165V186L167 187V189H168V191L166 190V193L169 195V203L170 202H173V203H176V205H177V202H178V200H179V196H180V188H181V184H180V180L178 179L179 178V174H178V170H179V168H178V162H180L179 160H181V158H179L178 156H177V154H176V156L174 155V154H172V152L174 151V149H178L179 148V146L180 145H182V139H184V138H186L187 136H189V135H192V132H193V127L191 128V126H193L188 120H187V117L185 116V115H183L182 114V112H184L185 111V108H189V109H192V106L194 107L196 104H197V102H199V104H200V101H199V99H198V97H199V95H200V93H203V92H200V90H201V86H202V83L204 84V82L203 81H205L206 82V80H204L203 78H205L204 76L202 77V80H201V83H195L193 80H196V78H198V74L197 75H194V78H189V79H187V76H185L184 77V75H180L181 74V72L183 71ZM207 69V70H208ZM52 70V69H51ZM101 70V72L103 71V74H105V75H107L106 77L104 76V79H100V81L98 80V81H96L94 78L96 77V74L97 73H99V71ZM126 70V69H125ZM129 70V69H128ZM202 70V69H201ZM28 71V70H27ZM151 71H152V69H151ZM162 71H164L165 72V70H162ZM203 71V70H202ZM210 71V70H209ZM216 71V70H215ZM215 71H214V73H215ZM26 72V71H25ZM54 72V71H53ZM52 72V73H53ZM114 72V71H113ZM115 72H117V70L115 71ZM115 72L113 73V74H111V75H113V76H115L114 74H115ZM148 72V71H147ZM153 72H154V70H153ZM155 72H156V70H155ZM184 73H186L185 71H183ZM193 72V71H192ZM204 72V71H203ZM202 72V73H203ZM206 72V71H205ZM217 72V71H216ZM243 72H244V74H243ZM30 73V72H29ZM212 73V72H211ZM210 73V74H211ZM26 74V73H25ZM32 74V73H31ZM40 74V73H39ZM39 74L37 75V76H39ZM100 74V73H99ZM148 74V73H147ZM210 74L208 75V77L210 76ZM213 74V73H212ZM211 74V75H212ZM225 74V75H224ZM116 75H117V73H116ZM143 76H144V74H142ZM141 75V76H142ZM146 75V74H145ZM157 75V74H156ZM200 75V74H199ZM203 75V74H202ZM201 75V76H202ZM245 75V76H244ZM32 76H33V74H32ZM205 76H206V73H205ZM214 76V75H213ZM27 77H30V76H27ZM116 77V76H115ZM212 77V76H211ZM32 78V77H31ZM30 78V79H31ZM37 78V77H36ZM35 78V79H36ZM41 78V77H40ZM143 78V77H142ZM144 78H145V76H144ZM147 78V77H146ZM185 78V79H184ZM242 78H244V79H242ZM38 79V78H37ZM37 79H36V81H37ZM42 79V78H41ZM138 79V78H137ZM163 79V78H162ZM165 79H166V77H165ZM169 79V78H168ZM172 79V78H171ZM170 79V80H171ZM207 79V78H206ZM210 79V78H209ZM208 79V80H209ZM212 79H213V77H212ZM215 79V78H214ZM215 79V80H216ZM44 80V79H43ZM46 80V79H45ZM50 80H53V79H50ZM112 80V79H111ZM114 81H115V79H113ZM140 80V79H139ZM161 80V79H160ZM198 80V79H197ZM196 80V81H197ZM243 80L244 81H246L245 83L243 82ZM27 81V80H26ZM47 81V80H46ZM49 81V80H48ZM48 81L46 82L47 83V85H45V86H47L48 87V92L50 93V94H52L51 92H53V88H54V86L53 85H51V84H49L50 83V81H49V83H48ZM120 81V80H119ZM140 81H142V80H140ZM143 81H144V79H143ZM153 81V80H152ZM156 81V80H155ZM158 81V80H157ZM156 81V82H157ZM164 81V80H163ZM163 81H162V83H161V81L157 84L156 82H155V84H157V85H159L160 83L162 84V86L163 85H165L166 87H167V84H163ZM166 81H168V80H166ZM172 81H173V79H172ZM27 82H29V81H27ZM32 82L33 83H29V85L31 86V89H36V88H41L42 89V87H43V82H45V81H43V82H39V81H37L36 83H34V81L32 80ZM146 82H150V81H146ZM146 82H143V85H144V83H146ZM211 81H209V83H210ZM217 82L218 81H214V85H212L213 87L217 84ZM235 82H237V81H235ZM234 82V83H235ZM26 83V82H25ZM52 83V82H51ZM106 83V84H105ZM110 84H108V86H107V90L108 89H110L111 88V85H113V84H111V81L109 82ZM138 83V82H137ZM137 83H136V85L135 86H137ZM141 84H142V82H140ZM153 83H154V81H153ZM173 83H174V81H173ZM232 83H230V84H232ZM24 84V83H23ZM40 84H42V85H40ZM54 84V83H53ZM119 84V83H118ZM147 84V83H146ZM151 84V83H150ZM149 84V85H150ZM195 84H197V85H195ZM206 84V83H205ZM230 84H229V86H230ZM236 84V83H235ZM247 84V85H246ZM122 85V84H121ZM139 85V84H138ZM149 85H147V86H149ZM199 85V86H198ZM207 85L208 84H206V87H207ZM219 85V84H218ZM250 85V86H249ZM115 86H117V85H115ZM135 86H133V87H135ZM140 86H142V85H140ZM146 86V85H145ZM147 86L146 87H144L143 86V89L144 88H147ZM150 86H152V85H150ZM154 86V85H153ZM164 86V87H165ZM169 86H170V84H169ZM209 86V85H208ZM88 87H89V85H88ZM156 87V86H155ZM212 87V88H213ZM235 87V86H234ZM247 89H246V88ZM90 88V87H89ZM120 88V87H119ZM118 88V89H119ZM136 88V87H135ZM142 88V87H141ZM141 88H140V90L138 89V88H136V89H138L139 91H138V93L141 91ZM149 88V87H148ZM162 88V87H161ZM208 88V87H207ZM211 88V89H212ZM214 88H217V87H214ZM223 88V87H222ZM223 88V89H224ZM134 89V88H133ZM150 89V88H149ZM153 89H154V87H153ZM152 89V90H153ZM160 89V88H159ZM163 89V88H162ZM169 89V90H170ZM40 90V89H39ZM43 90V89H42ZM90 90V89H89ZM112 90V89H111ZM148 90V89H147ZM147 90H146V92H147ZM151 90V89H150ZM151 90V91H152ZM168 90V91H169ZM204 89L202 88V91H203ZM217 90V89H216ZM225 90V91H226ZM229 90H227V91H229ZM255 90V91H256ZM45 91V90H44ZM109 91V90H108ZM108 91H107V93H108ZM115 91V90H114ZM144 91H145V89H144ZM167 91V90H166ZM170 91V92H171ZM209 91V90H208ZM207 91V92H208ZM212 91H213V89H212ZM211 91V93H213ZM224 91V92H225ZM32 92H34V90L32 91ZM37 92H38V90H37ZM41 92V91H40ZM43 92V91H42ZM46 92V91H45ZM48 92H46V93H48ZM105 92H106V90H105ZM137 92V91H136ZM204 92H206V91H204ZM217 92H219L218 90H217ZM222 92V91H221ZM258 92V91H257ZM88 93V92H87ZM94 93V92H93ZM95 93V94H96ZM107 93H104V94H107ZM111 93H112V91H111ZM141 93H143V91L141 92ZM173 93H171V94H173ZM209 93H210V91H209ZM227 93V92H226ZM261 93H264V92H261ZM34 95L36 94L35 92L33 93ZM41 94V93H40ZM101 94H100V97H102L101 96ZM109 94V93H108ZM108 94H107V97H108ZM136 93H134L133 95H135ZM146 93H144V95H145ZM151 92H150V95H153ZM159 94V93H158ZM164 94H165V92H164ZM163 94V95H164ZM170 94V93H169ZM208 93H206V95H207ZM253 94V93H252ZM251 94V95H252ZM42 95V94H41ZM54 96H55V94H53ZM85 95H86V92H85ZM112 95V94H111ZM110 95V96H111ZM117 95V94H116ZM130 95V94H129ZM141 95V94H140ZM144 95H142V96H144ZM150 95H148L149 97H151ZM213 95V94H212ZM38 96V95H37ZM46 96V95H45ZM49 96V95H48ZM52 96V95H51ZM50 96V97H51ZM99 96V95H98ZM104 96V95H103ZM131 96V95H130ZM172 96H170V97H172ZM203 96H205V95H203ZM202 96V97H203ZM208 96V95H207ZM205 97L206 98V100H207V98L208 97ZM264 96V95H263ZM262 96V99L264 100V97ZM105 97V96H104ZM116 97H118V96H116ZM140 97V96H139ZM138 97V98H139ZM217 97V96H216ZM40 98H42V96L40 97ZM54 98V97H53ZM103 98V97H102ZM111 98H113L112 96H111ZM133 98V97H132ZM137 98V96H136V99H134V100H136V101H138L139 99ZM141 98V97H140ZM143 98V97H142ZM141 98V99H142ZM164 98V97H163ZM162 98V99H163ZM165 98H166V96H165ZM201 98V97H200ZM259 98H260V96H259ZM37 99V98H36ZM35 99V100H36ZM43 100H45L44 98H42ZM57 99V98H56ZM55 99V100H56ZM108 99V98H107ZM107 99L106 98H104V102H106V104H107V106L109 105V103H108V101H107ZM115 99V98H114ZM138 99V100H137ZM140 99V100H141ZM167 99V98H166ZM203 99V98H202ZM214 99V98H213ZM237 99H238V97H237ZM237 99H235V100H237ZM258 99V100H257ZM24 100V99H23ZM39 100V99H38ZM42 100V101H43ZM50 100V99H49ZM96 100V99H95ZM102 100V99H101ZM134 100H133V102H134ZM139 100V101H140ZM172 100V99H171ZM204 101H206L205 99H203ZM203 100H202V102H203ZM41 101V100H40ZM41 101V102H42ZM48 101V100H47ZM50 101H52V100H50ZM139 101H138V103H139ZM143 101V100H142ZM213 101V100H212ZM33 102V101H32ZM41 102H38V103H41ZM110 102V101H109ZM116 102H118V101H116ZM133 102L131 103V104H133ZM163 102V103H162ZM169 102H171V101H169ZM201 102V103H202ZM208 102H210L209 100H208ZM208 102L206 101V103L208 104ZM223 102V101H222ZM232 102V101H231ZM230 102V105H229V107H227V106H225V107H227V108H229V110H230V108L232 107V103ZM238 102V101H237ZM20 103V102H19ZM22 103V102H21ZM26 103V102H25ZM46 103V102H45ZM48 103V102H47ZM141 103V102H140ZM144 103V102H143ZM143 103H141L142 105H143ZM204 103V102H203ZM212 103V102H211ZM33 104H34V102H33ZM42 104V103H41ZM97 104H98V102H97ZM113 104H117V103H113ZM120 104V103H119ZM118 104V105H119ZM122 104V103H121ZM120 104V105H121ZM124 104V103H123ZM122 104V105H123ZM141 104H139V105H141ZM144 104H146V103H144ZM215 104V103H214ZM219 104H220V102H219ZM229 104V103H228ZM234 104V103H233ZM261 104H263V103H261ZM39 105V104H38ZM43 105H44V103H43ZM48 105H50V104H48ZM102 105H104L103 103H102ZM134 105H137L136 103L134 104ZM227 105V104H226ZM50 106H52V103H51V105ZM50 106H48V107H50ZM98 106V105H97ZM100 106H101V103H100ZM100 106H99V108H100ZM128 106V105H127ZM131 106V105H130ZM129 106V107H130ZM197 106V105H196ZM195 106V107H196ZM231 106V107H230ZM29 107H30V105H29ZM42 107V106H41ZM40 107V108H41ZM102 107V106H101ZM105 107V106H104ZM104 107H102V110H101V113L100 114H98V116L96 117V120H97V118L98 119H100V118H103V121H106L107 119H109V120H112L111 121V123H112V126L114 127V128H112L113 130H111V132H110V128L112 127H109V130H106V132L107 131H109L110 133H106V135L107 134H109V136H108V138H107V140H106V138H104L105 139V141L103 140V139H100V140H102V142L100 143L99 142V144H97L96 146H98V148H100V149H102L101 150V155H100V160H102V159H107V158H112L114 155H113V152H114V148H112L111 146H113L116 142H117V139H118V136L120 135L119 133H121V131L123 132V130H122V128L123 127H125V125L122 127V128H119V127H121V126H119V124H117V125H115L116 123L114 122V121H117L116 119H120V121H123V120H121V118H123V119H125L124 118V116L123 117H120L119 118V115L118 116H116V117H113V115H110L109 113H111V112H108V110L107 111H104L103 110V108ZM110 107H111V105H110ZM126 107V106H125ZM138 107V106H137ZM137 107H136V109H137ZM202 107V106H201ZM239 107H240V105H239ZM251 107V108H250ZM31 108V107H30ZM33 108V107H32ZM36 108V107H35ZM39 108V107H38ZM43 108V107H42ZM46 108V105H45V107H44V109ZM51 108H53V107H51ZM50 108V110H52ZM106 108V107H105ZM108 108V107H107ZM106 108V109H107ZM112 108V107H111ZM111 108H109V109H111ZM122 107L120 106V109H121ZM127 108V107H126ZM132 108V107H131ZM134 108V107H133ZM132 108V109H133ZM196 108H198V107H196ZM196 108H195V112H194V115L197 113L196 111ZM232 108H234V110L232 109V112L233 111H237V109H236V106H233ZM241 108H243L242 106H241ZM240 108V109H241ZM44 109H42V111L44 110ZM46 109H48V108H46ZM114 109V108H113ZM116 109V108H115ZM123 109V108H122ZM128 109V108H127ZM142 109V108H141ZM172 109V108H171ZM182 109H184V111L182 110ZM194 109V108H193ZM193 109H192V111H193ZM236 109V110H235ZM239 109V108H238ZM239 109V110H240ZM29 110V109H28ZM117 110V109H116ZM123 110H125V109H123ZM131 110V109H130ZM187 110V109H186ZM202 110V109H201ZM219 110V109H218ZM225 110V109H224ZM243 109H241V111H242ZM25 111H26V109H25ZM47 111H49V110H47ZM53 111H55V110H53ZM102 111L104 112V114H102ZM115 111V110H114ZM118 111H119V109H118ZM127 112H131V113H134L133 111H128V110H126ZM137 111V110H136ZM204 110H202L201 112H203ZM245 111H247V112H245ZM28 112V111H27ZM31 112V111H30ZM29 112V113H30ZM34 111H32L30 114L31 115H33L32 113H33ZM44 112V114L46 113L45 111H43ZM52 112V111H51ZM56 112V111H55ZM55 112H54V115H55ZM125 112V111H124ZM176 112V113H175ZM189 112V111H188ZM198 112H199V110H198ZM205 112V111H204ZM208 111H206V115L208 114L207 113ZM215 112V111H214ZM225 112H226V110H225ZM231 112V110L229 111V113ZM34 113H36V112H34ZM114 113H116V112H114ZM3 114V113H2ZM41 114H42V112H41ZM124 113L121 111V116L123 115ZM192 114H193V112H192ZM192 114H191V116H192ZM220 114V113H219ZM240 114V113H239ZM4 115V114H3ZM30 115V116H31ZM37 115V114H36ZM35 115V116H36ZM116 114H114V116H115ZM125 115V114H124ZM128 115H129V113H128ZM127 115V116H128ZM133 115H136V113H134ZM132 115V116H133ZM187 115V114H186ZM188 115H190V114H188ZM199 115V114H198ZM210 115V114H209ZM234 115V116H233ZM34 116V117H35ZM48 116H50V115H48ZM52 116H53V113H52ZM56 116V115H55ZM202 116H204V119H207V117H208V115L205 117V115L203 114ZM220 116V115H219ZM33 117V118H34ZM43 117V116H42ZM137 117V116H136ZM189 117V116H188ZM212 117V116H211ZM214 117V116H213ZM26 118H28V117H26ZM35 118H37V117H35ZM46 118H48L47 116H46ZM46 118H45V120H46ZM52 118H55L54 116L52 117ZM127 118V117H126ZM190 119H192L191 117H189ZM200 118H201V116H200ZM199 118V119H200ZM39 119V118H38ZM42 119V118H41ZM50 119V118H49ZM91 119V118H90ZM106 119V120H105ZM195 119V118H194ZM203 119V120H204ZM217 119H218V117H217ZM219 119H221L220 117H219ZM218 119V120H219ZM28 120H29V118H28ZM34 120V119H33ZM43 120V122H45V120L44 119H42ZM41 120V121H42ZM102 120V119H101ZM101 120H100V124L103 122H101ZM128 120V119H127ZM127 120H125V122L127 123ZM196 120H198V119H196ZM201 120V119H200ZM202 120V121H203ZM3 121V120H2ZM1 121V122H2ZM31 121V120H30ZM90 121V120H89ZM98 121V120H97ZM132 121V120H131ZM130 120L128 121V122H131ZM193 121V120H192ZM208 121V120H207ZM207 121H205V122H207ZM246 121H249L250 123H247ZM29 122V121H28ZM37 122V121H36ZM132 122H134V119H133V121ZM131 122V123H132ZM197 122V121H196ZM244 122H246V124H243ZM9 123V122H8ZM11 123V122H10ZM21 123H23V122H21ZM32 123H34V122H32ZM37 123H39V121L37 122ZM50 123H52V121L50 122ZM96 123V122H95ZM105 123H107V121L106 122H104V124ZM117 123H119V122H117ZM193 123H195V122H193ZM5 125H6V123H4ZM49 124V123H48ZM47 124V125H48ZM98 122H97V129L99 130V128H98ZM134 124H135V122H134ZM206 124V123H205ZM1 125H2V123H1ZM26 125V124H25ZM28 125H29V123H28ZM46 125V126H47ZM92 125H93V123H92ZM106 125V124H105ZM115 125V126H114ZM133 125V124H132ZM136 125V124H135ZM4 126V125H3ZM42 126V125H41ZM46 126H42V127H46ZM89 126V125H88ZM94 126V125H93ZM101 126H102V124H101ZM106 126H108V125H106ZM110 126V125H109ZM197 126V125H196ZM24 127V126H23ZM32 127V126H31ZM34 127H36V126H34ZM39 127V126H38ZM42 127H40V128H42ZM48 127H49V129L51 130L52 129V127H53V125L52 124H49L48 125ZM7 128V127H6ZM29 128V127H28ZM33 128V127H32ZM94 128V127H93ZM96 128V127H95ZM94 128V129H95ZM108 128V127H107ZM133 128V127H132ZM131 128V129H132ZM138 127L136 126V129H137ZM197 128H199V127H197ZM205 128V127H204ZM1 129V128H0ZM8 129V128H7ZM31 129V128H30ZM39 129V128H38ZM49 129H47V131L49 130ZM128 129H130L129 127H128ZM213 129V130H212ZM2 130V129H1ZM42 130H44L45 132H47L46 131V129L44 128V129H42ZM102 130V129H101ZM127 130V129H126ZM188 130V131H187ZM195 130H198V129H195ZM26 131V130H25ZM38 132H39V130H37ZM90 131H93V129L92 130H90ZM132 131V130H131ZM136 131V130H135ZM212 131V132H211ZM28 132H29V130H28ZM49 132V131H48ZM48 132H47V134H48ZM93 132H95V130L93 131ZM93 132H91V134L94 136V134L96 133H94L93 134ZM124 132H126V131H124ZM133 132V131H132ZM188 132V133H187ZM97 133H99V131H97ZM100 133H102V132H100ZM130 133V132H129ZM136 133V132H135ZM194 133V132H193ZM263 133V134H262ZM45 134V133H44ZM46 134V135H47ZM50 134V133H49ZM88 135H89V132L87 133ZM90 134V135H91ZM134 134V133H133ZM209 134V135H210ZM216 134V133H215ZM28 135H30L29 133L26 135V137L28 136ZM40 135H42V134H39L38 136H40ZM102 135H103V133H102ZM102 135H100V136H102ZM37 135H35V137H36ZM37 136V137H38ZM98 136V135H97ZM96 136V137H97ZM105 136V135H104ZM128 136V135H127ZM126 136V137H127ZM216 136V135H215ZM29 137V136H28ZM44 137V136H43ZM95 137V136H94ZM103 137V136H102ZM133 137V136H132ZM194 137V136H193ZM246 137H248V142L245 140L246 139ZM39 138V137H38ZM45 138V137H44ZM50 138V137H49ZM117 138V139H116ZM201 138H203V137H201ZM212 138H214V133H213V136H212ZM218 138H221V136L220 137H218ZM218 138H216V139H218ZM237 138H240V139H237ZM27 139V138H26ZM98 139H99V137H98ZM127 139H128V137H127ZM215 138L213 139V140H215L216 142L218 141V140H216ZM239 140L240 141V143H239V145L237 146L236 144H238V143H236V140ZM252 139V140H251ZM30 140V139H29ZM33 140V139H32ZM36 140H38V139H34V141H36ZM47 140H50V142H51V139H43V140H38V142H37V149H38V153H39V157H38V163H40V164H43L44 166H45V168H46V166H48L47 164H49L50 162H49V160H50V156L52 155H50L49 156V154L47 153V150H49L51 147H49L50 146V144H49V142H47ZM97 140V139H96ZM95 140V141H96ZM124 140V139H123ZM126 140V139H125ZM185 140V139H184ZM250 140V141H249ZM27 141V140H26ZM31 141V140H30ZM187 141V140H186ZM220 141H221V139H220ZM23 142V141H22ZM97 142V141H96ZM122 142H124V141H122ZM211 142H212V140H211ZM247 142V143H246ZM25 143V142H24ZM36 143V142H35ZM125 143V142H124ZM218 143V142H217ZM220 143V142H219ZM218 143V144H219ZM223 143H224V141H223ZM226 143V142H225ZM224 143V144H225ZM27 144V143H26ZM224 144H223V146H224ZM155 145H158L159 147H160V149H157V150H154V151H157V152H151L150 153V155H149V157H148V159L146 160V161H144L143 160V151L146 149V148H150V147H153V146H155ZM220 145H222V144H220ZM54 146H55V144H54ZM53 146V147H54ZM209 146V145H208ZM218 146V145H217ZM222 146V147H223ZM26 147V146H25ZM27 147H29V146H27ZM219 147V146H218ZM218 147L216 148V150L218 149ZM222 147H220V148H222ZM224 147H226V145L224 146ZM229 147H227V148H229ZM49 148V149H48ZM127 147H126V145H124L123 146V144H122V151L121 152H123L125 149H126ZM227 148H225V150L227 149ZM25 149V148H24ZM96 150H97V148H95ZM36 150V149H35ZM159 150V151H158ZM215 150V151H216ZM229 150V149H228ZM244 151H246V153L248 154H251V156L253 155V156H256L257 158H258V160H259V163H257V164H253V166H255L256 167V169H257V171L256 172H248V170H247V168H246V161L245 160H247V159H243V155L244 154H242ZM36 152V151H35ZM50 152V151H49ZM100 152V151H99ZM217 152V151H216ZM33 153V155L35 154L34 153V151L32 152ZM38 153H36V154H38ZM175 153H176V151H175ZM177 153H179V151L177 152ZM29 154V153H28ZM35 154V155H36ZM120 154V153H119ZM30 156H32V155H30ZM30 156H28V158H30V159H32ZM38 156V155H37ZM123 156V155H122ZM127 156V155H126ZM2 157V156H1ZM32 157H34V156H32ZM178 158H179V160H178ZM250 158V157H249ZM6 159V158H5ZM29 159V160H30ZM96 159V158H95ZM7 160V159H6ZM57 160H58V157L57 156H54L53 155V158H52V161H51V163H52V165L54 166L55 165V163L57 162ZM198 160V159H197ZM36 161V160H35ZM96 161V160H95ZM115 161H116V159H115ZM117 161H119V160H117ZM33 162H34V160H33ZM33 162H31V163H33ZM114 162V161H113ZM160 162V166H159V168H160V171L159 172H161V173H157L156 174V177L155 178H151V179H144V174H145V172H146V170L147 169H150V168H155L156 167V164H158ZM252 162V161H251ZM35 164V163H34ZM90 164V163H89ZM195 164V163H194ZM198 164V163H197ZM17 165H19V163L17 164ZM36 165V164H35ZM116 164H115V162H114V166H115ZM125 165V164H124ZM248 165H250L251 166V164H249V161H248ZM21 166V165H20ZM41 166V165H40ZM106 166V165H105ZM108 166H109V164H108ZM123 165H120L119 164V166H116V168H121ZM38 167H39V165H38ZM102 167H103V163H102ZM195 167V166H194ZM41 168V167H40ZM42 168H43V166H42ZM41 168V169H42ZM44 168V169H45ZM49 168H51V167H49ZM105 168V167H104ZM8 169V168H7ZM17 169V168H16ZM43 169V170H44ZM48 169V168H47ZM52 169V168H51ZM122 170L121 171H123L124 170V168L122 167L121 168ZM199 169H201V168H199ZM198 169V170H199ZM9 170V169H8ZM12 170V169H11ZM11 170H10V172H11ZM23 170V169H22ZM38 170H39V168H38ZM49 170V169H48ZM47 170V171H48ZM195 170H197V169H195ZM205 170H207V169H205ZM14 171V170H13ZM53 171V170H52ZM66 171H70V167H69V165H67V163L65 164V173H66ZM98 171V170H97ZM155 171H158V170H155ZM200 171H202V170H200ZM250 171V170H249ZM254 171V170H253ZM38 172H41V171H38ZM43 172V171H42ZM71 172V171H70ZM118 172H120V171H118ZM153 172H154V170H153ZM12 173V172H11ZM20 173V172H19ZM90 173V172H89ZM123 173V175L125 176V177H127V175L126 174H124L125 172L123 171L122 172ZM122 173H121V175H122ZM200 173H202V172H200ZM15 174V173H14ZM37 174V173H36ZM41 174H43V173H41ZM66 174H68V173H66ZM149 174V173H148ZM5 175V174H4ZM12 175H13V173H12ZM22 175H26L25 173L24 174H22ZM28 175V174H27ZM50 175H51V173H50ZM49 175V176H50ZM97 175V174H96ZM24 176H23V178H24ZM37 176H40L39 174L37 175ZM36 176V177H37ZM111 176V175H110ZM253 176V177H252ZM15 177H17V176H15ZM14 177V178H15ZM22 177V176H21ZM43 177L45 178V173L43 174ZM51 177V176H50ZM98 177H99V175H98ZM124 177V178H125ZM31 178V177H30ZM40 178V177H39ZM46 178H47V176H46ZM52 178V177H51ZM92 178V177H91ZM253 180H252V179ZM17 179V178H16ZM25 179V178H24ZM32 179H34V177L32 178ZM14 180V179H13ZM21 180V179H20ZM29 180V179H28ZM40 180V179H39ZM47 180V179H46ZM48 180H50L49 178H48ZM47 180V181H48ZM55 180V179H54ZM115 180V179H114ZM186 180V179H185ZM230 180V181H229ZM250 180H252V182L250 181ZM15 181V180H14ZM45 181V180H44ZM43 181V182H44ZM117 181V180H116ZM157 181V182H156ZM250 181V182H249ZM27 182V181H26ZM40 182H42V181H40ZM51 182V181H50ZM49 182V183H50ZM94 182V181H93ZM218 182H224V184L223 183H221V186H222V189L221 188H219L218 186H217V184H218ZM247 182H249V183H247ZM52 183H54L53 181H52ZM27 184V183H26ZM37 184V183H36ZM40 184V183H39ZM38 184V185H39ZM47 184V183H46ZM220 184V183H219ZM223 184V185H222ZM17 185H22L23 186V184H19V183H17L16 184V186ZM28 185H29V183H28ZM27 185V186H28ZM31 185V184H30ZM34 185V184H33ZM32 185V186H33ZM44 185V184H43ZM49 185V184H48ZM54 185V184H53ZM183 185H184V183H183ZM26 186V185H25ZM24 186V187H25ZM32 186H31V188H32ZM36 186V185H35ZM35 186H33V187H35ZM40 186V185H39ZM46 186V185H45ZM52 186V185H51ZM162 186V187H161ZM186 186V185H185ZM37 187V186H36ZM41 187H42V184H41ZM40 187V188H41ZM44 187V186H43ZM54 187V186H53ZM23 188V187H22ZM39 188V189H40ZM16 189V188H15ZM35 189V188H34ZM38 189V190H39ZM42 189V188H41ZM44 189V188H43ZM48 189V187L46 188V191H48L47 190ZM190 189V188H189ZM22 190V189H21ZM23 190H25V189H23ZM37 190V191H38ZM51 190V189H50ZM194 190V189H193ZM29 191V190H28ZM34 191V190H33ZM36 191V190H35ZM1 192V191H0ZM30 192H32L31 190H30ZM42 192H45V191H43L42 190ZM188 192V191H187ZM5 193V192H4ZM3 193V194H4ZM33 193V192H32ZM125 193V192H124ZM1 194V193H0ZM6 194V193H5ZM41 194V193H40ZM43 194H46V193H43ZM48 194H51L50 192L48 193ZM90 194H91V192H90ZM93 194V193H92ZM89 195V194H88ZM119 195V194H118ZM184 195V194H183ZM1 196V195H0ZM43 196V195H42ZM87 196V195H86ZM115 196H116V194H115ZM2 197V196H1ZM45 197V196H44ZM37 199H38V197H36ZM48 198H50L51 199V196L50 195H48V196H46V199H45V202H46V200L48 199ZM91 198H93V197H91ZM95 198V197H94ZM145 198V197H144ZM227 198H229L230 199V204L233 206V208H234V210L236 211H233V209L231 208V205L229 204V201H227ZM1 199V198H0ZM40 199V198H39ZM38 199V200H39ZM134 199V198H133ZM134 199V200H135ZM88 200V199H87ZM92 200V199H91ZM146 200V201H147ZM93 201V200H92ZM91 201V202H92ZM36 202V201H35ZM44 202V201H43ZM43 202H42V204H43ZM88 202V201H87ZM94 202V201H93ZM129 202V201H128ZM186 202V201H185ZM89 203H90V201H89ZM102 203H103V201H102ZM173 203H171V204H173ZM209 203L211 204V205H213V206H215L216 207V209H217V216H215L214 218H215V220H218V222H219V220L221 221L220 222V224H221V227L220 226H218L214 221H209L208 219H210V218H212L213 217V213H210V209H209ZM171 204H169V205H171ZM1 205V204H0ZM101 205V204H100ZM110 205V204H109ZM149 206H150V204H148ZM230 205V206H229ZM40 206V205H39ZM38 206V207H39ZM178 206V205H177ZM3 207H5V206H3ZM168 207V206H167ZM172 207V206H171ZM9 209V208H8ZM105 209V208H104ZM8 211V210H7ZM105 211H108L107 209L105 210ZM216 211V210H215ZM215 211H213V212H215ZM181 212V211H180ZM8 213H10V212H8ZM106 213V212H105ZM156 213V212H155ZM7 214V213H6ZM9 215V214H8ZM21 216V215H20ZM108 216H110V214L108 213ZM117 216V215H116ZM158 216V215H157ZM188 216V215H187ZM196 216V215H195ZM198 216V215H197ZM237 216H238V218H242V219H244L245 221H241V220H238V218H237ZM22 217V216H21ZM39 217H42V216H39ZM203 217H205L206 219H203ZM20 218V217H19ZM172 218V219H171ZM22 219V218H21ZM137 219H139V218H137ZM187 219V218H186ZM203 219V220H202ZM183 220V219H182ZM191 220V219H190ZM181 223V222H180ZM186 225L188 224L187 223V220H186ZM182 224V223H181ZM184 224V223H183ZM115 225H117V224H115ZM12 226V225H11ZM16 227H17V225H16ZM15 227V228H16ZM13 228V227H12ZM89 230H91V229H89ZM96 231V233H98V230H95ZM145 231V232H146ZM205 231L207 232L208 231V235L205 233ZM114 232V231H113ZM204 232V233H203ZM102 233V232H101ZM94 235V234H93ZM97 235H100V234H97ZM160 240V241H159ZM115 242V241H114ZM117 242V241H116ZM182 243V244H181ZM178 245V244H177ZM155 247V246H154ZM174 247V248H173ZM183 247H181V249H182ZM180 249V250H181ZM207 249H209V250H212V252H213V255L211 256V258L209 259V257L210 256H207L208 255V253L206 252V250ZM179 250V251H180ZM185 250V249H184ZM182 251V250H181ZM160 252V251H159ZM219 254L221 255V254H223V257H224V259L222 260L220 257H219ZM183 256V255H182ZM251 256V257H250ZM112 257V256H111ZM161 257H163V256H161ZM183 257V258H184ZM257 258V257H256ZM93 259H95V258H93ZM93 259H92V257L90 258V260L89 261H93ZM185 259V258H184ZM118 260V259H117ZM191 261H196L197 263H191ZM87 262V261H86ZM90 262V263H91ZM117 262V261H116ZM75 263V262H74ZM72 264V263H71ZM103 264V263H102ZM258 264V263H257Z\"/></svg>",
  "mask_w": 264,
  "mask_h": 264
}]
</instances>
